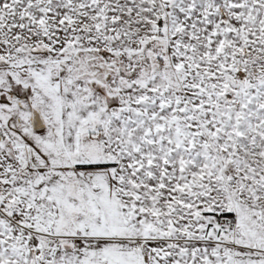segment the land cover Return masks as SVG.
<instances>
[{"label": "snow or ice", "instance_id": "1", "mask_svg": "<svg viewBox=\"0 0 264 264\" xmlns=\"http://www.w3.org/2000/svg\"><path fill=\"white\" fill-rule=\"evenodd\" d=\"M0 264H264V0H0Z\"/></svg>", "mask_w": 264, "mask_h": 264}]
</instances>
